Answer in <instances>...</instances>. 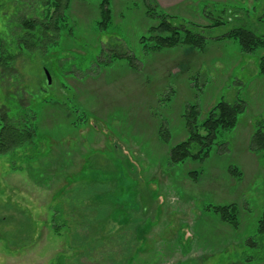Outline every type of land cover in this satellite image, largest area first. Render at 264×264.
<instances>
[{
  "label": "rangeland",
  "instance_id": "1",
  "mask_svg": "<svg viewBox=\"0 0 264 264\" xmlns=\"http://www.w3.org/2000/svg\"><path fill=\"white\" fill-rule=\"evenodd\" d=\"M22 1L18 9L29 12L27 3L36 0ZM211 1L167 7L157 0L179 23L208 24L206 10L232 19L209 32L213 36L237 23L264 33V0L203 4ZM15 2L0 0L6 38L19 22L8 25L3 16L18 10ZM100 2L70 0L57 43L17 64L26 97L36 92L38 151L46 158L28 168L0 154V264H263L264 238L256 225L264 208V159L249 142L264 116V50L246 53L232 40L208 39L196 56L187 46L147 52L141 39L155 23L145 1L112 0L107 22ZM230 7L240 14L231 17ZM251 8L250 16L244 13ZM7 82L0 84V102L20 93ZM238 100L245 101V112L232 132L218 134L208 157L170 163V147L189 137L184 113L191 105L202 121L218 102ZM235 166L244 175L230 171ZM38 170L44 177L32 174ZM64 172L78 178L66 180ZM231 202L241 210L238 229L204 210ZM57 203L69 222L58 221L59 229L52 217ZM253 235L260 246L245 249ZM252 256L254 262L245 260Z\"/></svg>",
  "mask_w": 264,
  "mask_h": 264
},
{
  "label": "trees",
  "instance_id": "2",
  "mask_svg": "<svg viewBox=\"0 0 264 264\" xmlns=\"http://www.w3.org/2000/svg\"><path fill=\"white\" fill-rule=\"evenodd\" d=\"M18 1L16 0L14 4L17 9L18 6L16 4H18ZM111 1L101 0L100 2L101 14L105 22L111 20ZM144 1L147 6V15L155 23L150 26L149 35H144L141 39L143 48L147 52H157L163 48L176 46H187L191 50H203L208 44V39H214L213 41L219 42L232 40L246 53H255L258 50L260 51V49L264 50V33L260 31L259 27L249 28L247 25L237 23L228 32L213 36L209 32L217 28L227 27V23H231L232 19L228 18V20H225L221 15L217 16L218 18H214L215 10L213 12L206 10V12L204 11V19L208 24H199L187 20L179 23L176 21L177 16L161 9L157 0ZM20 2L23 4L22 0ZM34 3L40 6L36 7ZM27 4L29 12H20L18 9L14 13L5 12V15H3L8 17V25H10L11 21H16L14 19L18 17L19 22L14 28L9 27V36L7 38L0 35V84H5L9 81V85H14L20 93L19 95L12 93L9 95L12 97L7 96L5 100L0 102V154H10L12 164L17 160H22L23 164L30 168L29 165L31 163L41 162L45 156H39L37 144V114L33 104L36 92L30 93L29 97H26L25 94H28V92L22 87L24 79L17 64L19 61L25 62L31 59L36 52L45 54L49 51L51 45L57 43L62 32L66 29L65 26L68 24L67 12L70 7V0H36ZM0 8H2L1 4ZM235 8L230 7L227 10L231 17L240 14L239 7ZM20 13H23V15L20 16ZM132 58L133 60L130 61L131 65H133L135 60L134 57ZM260 59V71L264 75V56H261ZM245 110L246 103L243 100H238L234 103L220 101L208 110L205 118L201 121L198 120L200 115L199 107L191 105L184 113L189 137L170 147L167 152L170 163L175 165L184 163L190 158L204 159L208 157L213 145L216 143L218 134L225 131L232 132L237 127L239 117ZM163 135L164 133L161 131V136ZM225 144L223 143V145ZM196 147H198V150ZM249 150L264 159V116L256 121L255 131L249 142ZM56 161V163L53 161V165H56L60 159ZM16 165H14V169L23 168ZM58 168L61 169L60 166ZM230 171H233L237 176H242V171L238 166L230 169ZM32 174L36 178L41 174V177H44L40 170ZM58 175L61 176V174ZM66 175H72V180L78 178V175L71 174V172H64L63 178L66 179ZM193 175L196 177L198 172H194ZM45 180H48L47 177ZM91 200L92 203H95L98 199ZM204 210L205 212L213 211L217 213L224 222L231 224L235 229L240 226L241 210L236 203L210 205ZM261 213L262 215L260 214L257 222L258 225H256V235L261 234L264 238V208ZM63 216L64 210L60 203H57L55 215L52 216L54 223L57 224L54 227L55 229H59L58 221H61L63 226L69 224L68 219ZM128 221L129 219L127 218L125 222ZM254 237V235L250 236L245 242V249L247 247L255 248L260 246L254 240ZM261 258L264 259V257ZM245 260L254 262L255 258L252 256Z\"/></svg>",
  "mask_w": 264,
  "mask_h": 264
},
{
  "label": "crops",
  "instance_id": "3",
  "mask_svg": "<svg viewBox=\"0 0 264 264\" xmlns=\"http://www.w3.org/2000/svg\"><path fill=\"white\" fill-rule=\"evenodd\" d=\"M160 1V3H161V5L163 4L164 6H167V7H169V6H175L176 4H178V3H181V2H183V1H186V0H173L174 1V3L173 4H171V5H168V4H170V3H168V2H170V1H167V0H159ZM167 1V2H166ZM257 1V0H256ZM221 1H218V0H215V1H211V2H204L203 4L204 5H206V6H212V5H214V4H218V3H220ZM255 3V2H254ZM253 3V4H254ZM255 5V4H254ZM257 6V5H256ZM256 8V7H255ZM255 8H254V10L251 8V10H249L247 13L248 14H251L252 12H255L256 10H255ZM224 42V41H223ZM222 42V43H223ZM217 43H220L219 41H217ZM188 54H190V55H193V56H196L197 55V51H195V50H191V49H189L188 51ZM187 52H185V53H187ZM187 57V56H186ZM260 58V57H259ZM260 79L262 80H264V75L261 73V71H260ZM264 82V81H263ZM240 169V168H239ZM242 171V174L244 175V173H243V170H241ZM67 180V179H66ZM231 203H233V202H231ZM219 204H222V203H219ZM224 204V203H223ZM209 217H211L212 215H208ZM100 218V217H99ZM111 220L110 221H113L112 220V218L111 217H109ZM101 219H102V217H101ZM101 219H96V220H101ZM106 220H107V218H105ZM129 219H130V217H129ZM222 220V219H221ZM223 221V220H222ZM224 222V221H223ZM226 223V222H225ZM101 231V230H100ZM103 231V230H102ZM99 233V232H98ZM100 234V233H99ZM260 264H262V262H259ZM259 263H255V264H259ZM250 264H254V263H250ZM264 264V263H263Z\"/></svg>",
  "mask_w": 264,
  "mask_h": 264
},
{
  "label": "water",
  "instance_id": "4",
  "mask_svg": "<svg viewBox=\"0 0 264 264\" xmlns=\"http://www.w3.org/2000/svg\"><path fill=\"white\" fill-rule=\"evenodd\" d=\"M46 75H47V82H48L49 84H51L52 79H51L50 73H49L48 71H46Z\"/></svg>",
  "mask_w": 264,
  "mask_h": 264
}]
</instances>
